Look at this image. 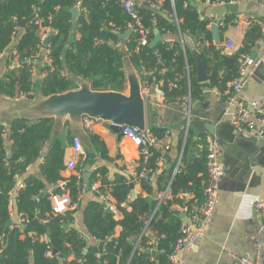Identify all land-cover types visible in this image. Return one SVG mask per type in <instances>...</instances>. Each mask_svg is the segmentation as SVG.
<instances>
[{
    "label": "trees",
    "instance_id": "16d2710c",
    "mask_svg": "<svg viewBox=\"0 0 264 264\" xmlns=\"http://www.w3.org/2000/svg\"><path fill=\"white\" fill-rule=\"evenodd\" d=\"M77 1L0 0V51L9 48L16 39L11 56H21L18 68L7 72L0 79L1 95L15 98L33 91L32 72L37 54L42 52L41 34L45 29L49 30L48 60L42 70L47 74L36 86L44 95L75 88L74 78L77 76L92 79L93 89L123 92L127 84L125 61L130 59L138 71L142 68L156 70L154 76L147 78L151 88L159 83L164 100L179 104L183 103L184 97H190L193 102L203 101L207 87L217 88L224 94L238 74L241 56L252 55L263 36L260 25L253 22L236 56L231 57L223 51L221 44L209 45L214 41L210 27L212 20L202 18L197 4L192 0H163L157 13L148 9L146 6L150 2L145 1L140 11L143 22L151 29V38H154L156 29L161 31L164 38L156 45H152L151 41L137 49V35L134 32L123 40L110 24L112 22L121 26L122 31L128 29L130 17L124 12L121 2L82 0L85 10L75 19L71 9ZM33 14H37V17L24 28L16 23ZM175 16L180 21L179 30ZM231 17L234 18L233 15ZM223 21L226 24L231 22L230 18ZM195 51L201 54L208 69L210 78L206 83H200L196 78ZM26 59L29 62H24ZM164 68L167 69L164 76L158 78ZM97 75H101V78L96 79ZM221 97L224 99L225 95ZM149 127L159 138L169 130L168 127L157 125ZM54 129L52 117L35 121L16 118L11 122L7 136V127L0 123V264H169V254L180 237L183 222L181 211L175 206L179 204L191 208L204 198L208 174L206 134L194 139V132L190 129L186 140L182 134L178 143L179 152L183 151L181 163L174 176L177 163L168 169L172 176L171 196L166 201L159 204L156 199L151 206L146 200L147 196L142 193L132 198V176L117 173L111 179L106 167L98 166L93 172L91 185L101 174L100 188L105 191L110 189L108 196L116 203L120 215L109 213L98 193L97 199L91 200L83 209L79 197L84 191V181L83 177L78 180L77 174H72L66 184L77 207L61 214L53 212L50 196L62 189H51V186L63 179L62 171L66 168L64 155L71 134L66 129L54 134ZM9 140L10 145L7 143ZM200 144L203 147L199 154H195L193 146ZM42 153H45L44 157ZM86 153L87 159L79 164L81 173L86 165L94 164L97 156L112 160L105 140L97 133H90ZM159 154L160 151L153 150L149 161L154 169L158 167ZM9 157L13 159L14 165H11ZM166 158L169 161V153ZM38 160H42V177L28 174L29 166ZM142 161L137 166L138 170L142 168ZM20 179L23 186L18 187ZM46 188L47 194L38 203L36 197ZM147 193L154 194L151 184ZM184 194H190L192 198L186 200L182 197ZM11 199H14L13 204L10 203ZM121 203L126 205L121 206ZM80 209L84 211L85 226L93 243L88 242V237L80 229L73 224L68 225L74 223L75 213ZM16 211L19 219L23 220L22 224L17 226L16 221L4 230ZM146 225L149 232L143 233ZM117 228L120 230L118 235ZM44 236H47V240ZM27 237L31 238V245ZM152 239L158 249L154 261L151 260V254L146 252L148 242ZM100 241H105L103 263L98 257ZM136 242L144 247L140 252L134 251ZM54 248L58 250L56 254H53ZM50 250L52 254L48 255ZM82 250H85L84 260L80 261ZM72 252L75 258L69 259Z\"/></svg>",
    "mask_w": 264,
    "mask_h": 264
},
{
    "label": "crops",
    "instance_id": "0c3cea01",
    "mask_svg": "<svg viewBox=\"0 0 264 264\" xmlns=\"http://www.w3.org/2000/svg\"><path fill=\"white\" fill-rule=\"evenodd\" d=\"M197 7L201 17L211 19L212 23H220L221 20L227 18L234 21L226 28L219 25L221 31L224 32L221 42L222 49L225 41L228 39H234L237 45L240 46L248 27L253 22L258 24L261 22L264 23V3L261 0H237L235 4H209L199 2ZM232 15L234 16L233 19H231ZM15 41L16 39L9 48L2 52L0 51V79L7 72L17 69L20 64V55L11 56L14 45L16 44ZM209 45H212V43ZM263 48L264 34L258 41L256 47L257 53L261 52ZM44 55H46V51H42L40 57L34 63L32 72L34 95L32 97L26 99H20L19 96L9 98L0 94V123L7 127V136L13 117L17 113V110L20 109V102L32 99L36 92L40 90L38 87L36 88V86H38L46 76L45 72L42 70L45 64ZM207 88L205 89L206 93L203 101H192V119L212 120L215 123V137L218 141H225V144H223L221 148L220 158L221 160L223 156L225 158L226 171L221 180L220 197L209 229L205 237H203L195 247L186 251V264H234L232 256L234 253L258 259L260 264H264L263 236L259 232L261 219L254 209L255 201L257 199H264V140L258 139L260 142H258L257 145L253 141L243 143L238 140V142L241 143V147L245 146V148L249 149L258 147V151L253 153L246 152L244 147L239 148L235 143L232 144V134L238 132L236 130L234 131L222 117L224 99L221 95L224 94L217 88L210 90H207ZM126 89L124 91H126ZM215 89L218 91H215ZM240 98L242 100L264 98V63L250 79L241 93ZM163 100V91L161 89H155L147 103L148 125L168 127L171 132L172 140L169 161H167L166 158L165 164L153 174L152 181L149 183L153 187L154 194L152 196H154L155 199H158L162 191L160 187L167 188L172 179L168 169L173 163H177L180 154L178 143L182 134H184L186 122L184 103L164 107L159 105L163 103ZM53 119L55 128L54 134L66 129L70 132L71 138L68 141L64 155L66 168L62 171L63 179L59 180L57 184L52 185L51 189L61 187L62 190H60L59 193L70 194L69 189L66 188V184L72 174H77V170L68 168L67 161L72 154V144L75 136L81 139L85 151L90 144V133L99 134L105 140L109 148V155L112 157V160H105L97 156L94 164L90 165L92 176L94 170H96L98 166L106 167L108 176L111 179L114 178L117 173L132 176L134 169L140 165L141 155L138 147L127 136L119 140L117 135L110 129L109 123L102 121L94 122L90 128H86L84 133H80L73 127L69 119H66L63 123H57L55 118ZM190 129L194 132V139H198L201 136V134L199 136L196 135V132H198L197 125L193 124ZM7 143L10 145V140ZM202 147L201 144L200 146H193L195 154H199L200 148ZM41 162L42 160H38L33 165L29 166L28 174H39V176L42 177L40 172ZM83 172L81 173L82 175ZM101 177L102 175L98 174V180L94 183L99 187H101ZM21 183H23L22 179L19 180L18 187ZM149 184L135 181L136 194L142 193L144 196H148L147 188ZM109 190L110 189L102 191L108 194L107 192ZM96 193L98 192L92 189V185L89 191L85 190L84 186V191L79 197L83 209L91 200L97 199ZM182 197L189 200L192 198V195L184 194ZM73 203L75 209L77 203ZM175 207L179 209L181 213H187L188 211L186 205L182 207L177 204ZM83 209L75 213L74 223H69L68 225L73 224V226L80 229L83 234L88 237V242L93 243L94 240L92 237H89V233L85 226ZM12 216L14 222L19 220L17 211L14 212ZM119 231V228H117V235Z\"/></svg>",
    "mask_w": 264,
    "mask_h": 264
},
{
    "label": "built area",
    "instance_id": "2783aa9c",
    "mask_svg": "<svg viewBox=\"0 0 264 264\" xmlns=\"http://www.w3.org/2000/svg\"><path fill=\"white\" fill-rule=\"evenodd\" d=\"M121 2L124 12L127 13L130 17L129 27L126 30L122 31L121 26L116 25L115 23H110L115 27L116 33H123L131 29V34L134 32L137 35L138 47L143 45H148L153 41L151 38V29L145 25L143 22V17L141 15L140 7L143 2L149 1L151 6L157 7L159 10L162 5L163 0H118ZM174 2V0H171ZM237 0H196V2H205L209 4H235ZM264 3V0H261ZM75 7H78L80 14L85 10L83 1L78 0ZM74 8V7H73ZM79 14V15H80ZM37 17V14H35ZM175 24L180 29V21L175 16ZM40 21L38 20L37 23ZM232 20L226 24L223 20L220 21L219 25L225 27L232 24ZM262 34H264V23H259ZM48 29L42 32V51H46L44 55L45 63L48 60L47 48L44 45V40L49 36ZM130 34V35H131ZM129 35V36H130ZM79 37V35H77ZM179 37L181 42H183L182 36L179 32ZM127 39V38H126ZM123 39V40H126ZM239 45H237L234 39H228L225 41L223 50L228 53L237 52ZM42 53V52H41ZM41 53L37 54V59L40 57ZM264 63V48L261 52L257 53V56L252 57L250 54H244L241 56L238 66V74L234 80L230 83L229 89L224 92L223 108H222V117L226 122L231 124L237 132H243L250 137H255L257 139L264 140V98L262 99H245L240 98L241 93L244 88L249 83L250 79L254 76L257 69ZM167 69L164 68L160 73H165ZM188 70V68H187ZM142 80L143 94L146 97L147 103L149 98L152 96V93L155 89H160L159 83L155 84L151 88V85L148 82V77L154 76L156 70H147L142 68L141 71H138ZM159 73V74H160ZM47 72H45V75ZM64 74V71H62ZM162 83V81H160ZM215 91H218L215 89ZM164 94V93H163ZM34 95V91H30L28 94H22L19 96L20 99H26ZM183 103L186 110V122H185V131L184 137L185 140L188 137L189 130L191 128L192 121V101L190 97H184ZM160 106L168 107L171 105H179L178 102L168 103L163 100V103L159 104ZM253 117V118H252ZM97 122L96 120L90 117H84V126L85 128H90L91 125ZM125 136L130 138L134 144L138 147L141 159H143L142 168L140 170L137 167L132 173L133 181H141L149 184L152 181L153 174L160 169L166 161V155L169 153L172 147L171 132L168 130L162 138H159L155 133H153L147 126L146 130H139L137 127L131 126H122ZM206 149H207V165H208V174L205 180V189H204V198L200 202L194 203L191 208H188L186 218L183 219L181 228H180V237L172 252L169 254V264H186L185 253L187 250L195 247L199 241L205 237L207 230L212 222L213 214L216 210L219 197H220V184L222 177L224 175V163L220 158L221 146L213 135L206 134L205 136ZM153 150L160 151L159 156L157 157L158 167L154 169L149 161L153 156ZM182 152H180V157L175 167L173 176L175 175L178 167L181 163ZM87 159V153L83 147L82 141L78 136L73 138L72 144V154L67 161V167L73 170H77L78 180L82 179L81 171L78 169L79 163H83ZM23 186L21 183L20 187ZM92 189L96 190L103 201H106L109 206L112 208L113 212L120 215V210L117 207L116 203L112 202L110 196L100 189L97 184L92 185ZM170 197V182L168 187L165 190H162L158 196L159 204L166 201ZM52 208L54 213H66L67 211L74 209V203L71 198V195L68 193H52L50 196ZM11 204L14 203V199H11ZM126 203H121V206H125ZM254 209L260 217L259 232L263 236L264 244V199H257L254 203ZM23 220L19 219L17 221V226L22 224ZM149 220L147 221V225ZM147 225L143 233L149 232L147 230ZM44 239L47 240V236H44ZM147 250H150L151 260H155V254L158 249H156L154 239L148 242ZM144 247L140 246L136 242L134 251L140 252ZM161 252V251H160ZM48 255L52 254V251H48ZM85 250H82L79 260H84L83 256ZM234 264H260L258 259H253L248 256H241L236 253L233 255ZM98 257L101 259V253L98 254ZM75 253L69 255V259H74Z\"/></svg>",
    "mask_w": 264,
    "mask_h": 264
},
{
    "label": "water",
    "instance_id": "95a60500",
    "mask_svg": "<svg viewBox=\"0 0 264 264\" xmlns=\"http://www.w3.org/2000/svg\"><path fill=\"white\" fill-rule=\"evenodd\" d=\"M195 4H199L196 0H192ZM148 9L152 12L157 13V7L147 5ZM73 17L76 19L79 17L80 10L78 7H74L71 9ZM36 15L33 14L31 17L25 20H18L16 23L24 28L25 25L32 19H35ZM211 30L213 32L214 41L212 45H220L222 42V38L224 36V32L221 31L219 23L213 22L211 24ZM131 34V29L127 30L123 33H117L119 38L126 39ZM163 34L159 29L155 30L154 38L152 41V45H156L160 41L163 40ZM49 42V36L44 40V45L47 48ZM231 57H235L236 53H229ZM257 56V51L252 53V57ZM196 58V66H197V80L200 83L208 82L210 76L208 73V69L206 64L198 51H195ZM24 62H29V59H26ZM125 73L127 80V89L126 91L120 92L117 90H96L92 88V79H85L84 77L77 76L74 78L76 87L64 92L53 93L50 95H44L41 90H38L35 96L28 101L20 102V109L17 110V113L14 115L13 120L16 118H27L29 120H37L45 117L55 118L57 123H63L66 119H69L73 127L79 131L80 133H84L86 128L84 126V117H90L97 122L102 121L109 123L110 129L114 134L117 135L118 139L121 140L122 137L125 136L123 132L122 126H131L137 127L139 130H146L148 126L147 120V100L143 94L142 80L138 70L135 68L130 59H126L125 61ZM164 73L158 74V78H162ZM96 79H100L101 75H97ZM207 90H210L207 88ZM187 107H185V111ZM197 125L198 132L196 135H200L202 133L211 134L214 137L216 136V127L215 123L210 121H205L202 119L191 121L192 125ZM229 124V123H228ZM233 130L235 128L229 124ZM216 138V137H215ZM249 142L253 141L254 143L260 142L255 137H250L243 132H238L232 134L231 143H235L237 147L246 149V152L253 153L258 151V147H254L253 149L245 148V146L241 147V143L238 142ZM221 148L222 145L225 144L224 140L218 141ZM222 150V149H221ZM45 156V153H42V157ZM11 162V165H14V161L11 157L8 159ZM224 163V172L226 171L225 167V158L222 157ZM253 164V163H252ZM83 181L85 190L89 191L91 188V177L92 171L90 170V165L85 166V170L83 172ZM131 194L132 198L136 197L135 191V182H130ZM48 192V188L40 193L39 196L36 197V201L38 203L41 202L42 197H44ZM146 200L152 206L155 202V197L149 195L146 197ZM102 205L106 208L109 213H114L112 208L106 201L102 202ZM187 213H181L182 218H186ZM14 220L11 218L5 225L4 230H7L12 224ZM28 243L31 245L32 240L30 237H27ZM99 251L101 253V261L102 263L105 261V241L99 242ZM58 252L57 249H53V254ZM148 254L150 250L146 251Z\"/></svg>",
    "mask_w": 264,
    "mask_h": 264
},
{
    "label": "rangeland",
    "instance_id": "374dc122",
    "mask_svg": "<svg viewBox=\"0 0 264 264\" xmlns=\"http://www.w3.org/2000/svg\"><path fill=\"white\" fill-rule=\"evenodd\" d=\"M148 109V108H147ZM152 121V120H151Z\"/></svg>",
    "mask_w": 264,
    "mask_h": 264
}]
</instances>
